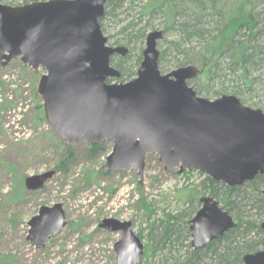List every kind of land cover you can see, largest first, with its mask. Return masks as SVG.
Here are the masks:
<instances>
[{
	"label": "water",
	"instance_id": "obj_1",
	"mask_svg": "<svg viewBox=\"0 0 264 264\" xmlns=\"http://www.w3.org/2000/svg\"><path fill=\"white\" fill-rule=\"evenodd\" d=\"M107 1L0 2V70L20 59L44 72L37 93L55 136L71 146L112 142L108 171L136 168L141 184L151 153L168 173L198 171L228 187L264 176V112L231 95L214 100L199 96L189 85L198 75L195 66L163 73L158 48L163 31L148 34L136 78L110 82L121 77L112 57H124L128 50L110 46L101 29ZM54 175L49 171L28 177L25 188L42 190ZM200 203L190 221L194 250L237 226L219 201L205 196ZM66 224L62 204L41 207L28 223L27 240L40 249ZM99 227L120 233L117 264L142 261L145 245L131 222L106 219ZM243 264H264V251L245 255Z\"/></svg>",
	"mask_w": 264,
	"mask_h": 264
},
{
	"label": "rangeland",
	"instance_id": "obj_2",
	"mask_svg": "<svg viewBox=\"0 0 264 264\" xmlns=\"http://www.w3.org/2000/svg\"><path fill=\"white\" fill-rule=\"evenodd\" d=\"M136 15L133 10L120 16L125 22H109L110 34L117 37L120 28ZM145 48V44L138 46L133 57ZM43 74L20 59L0 70V264H117L115 244L120 233L100 228L102 221L131 222L146 250L154 229L160 228L168 215H182L184 235L179 238V246L155 257L144 254L139 264L186 261L193 247L191 234L185 230L190 229V221L199 211L196 202L192 205L188 199L192 190H201L206 175L198 171L168 173L154 153L146 158L142 184L136 168L126 173L108 171L105 165L112 142L103 143L105 151L90 157L91 145H67L52 132L37 93ZM251 103L245 106L254 108ZM49 171L55 175L42 190L33 192L24 187V198L12 201L17 178L24 183L28 177ZM55 204L63 205L67 224L37 249L27 240L28 223L41 207Z\"/></svg>",
	"mask_w": 264,
	"mask_h": 264
},
{
	"label": "trees",
	"instance_id": "obj_3",
	"mask_svg": "<svg viewBox=\"0 0 264 264\" xmlns=\"http://www.w3.org/2000/svg\"><path fill=\"white\" fill-rule=\"evenodd\" d=\"M5 1L10 6H23L50 0ZM133 10L137 11L136 17L120 28L117 37L112 36L109 22H125L120 16L130 15ZM100 25L113 44L110 46L128 50L126 56L111 59L123 83L140 69L144 51L133 57L137 47L146 45L148 34L160 29L164 34L158 44L163 73L195 66L198 75L189 85L199 96L214 100L231 95L244 105L253 102L252 107L264 111V0H108ZM104 151L103 144H93L88 154L95 157ZM17 179L12 201L24 198L25 185L22 178ZM263 188L261 175L241 187H228L206 176L201 190H192L188 202H196L200 209L199 196H210L229 212L237 226L203 249L191 250L186 261L174 264H243L245 255L264 251ZM253 211L256 219L248 216ZM181 216L168 215L162 226L154 229L144 253L147 257L179 246V238L184 235ZM185 232L191 234L190 229Z\"/></svg>",
	"mask_w": 264,
	"mask_h": 264
},
{
	"label": "flooded vegetation",
	"instance_id": "obj_4",
	"mask_svg": "<svg viewBox=\"0 0 264 264\" xmlns=\"http://www.w3.org/2000/svg\"><path fill=\"white\" fill-rule=\"evenodd\" d=\"M194 250V249H193Z\"/></svg>",
	"mask_w": 264,
	"mask_h": 264
}]
</instances>
